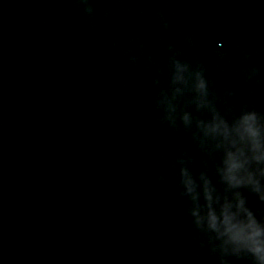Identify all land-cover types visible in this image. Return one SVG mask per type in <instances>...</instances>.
Instances as JSON below:
<instances>
[{"label":"water","instance_id":"water-1","mask_svg":"<svg viewBox=\"0 0 264 264\" xmlns=\"http://www.w3.org/2000/svg\"><path fill=\"white\" fill-rule=\"evenodd\" d=\"M247 113L264 0H0V264H262L207 222L264 226Z\"/></svg>","mask_w":264,"mask_h":264},{"label":"clouds","instance_id":"clouds-1","mask_svg":"<svg viewBox=\"0 0 264 264\" xmlns=\"http://www.w3.org/2000/svg\"><path fill=\"white\" fill-rule=\"evenodd\" d=\"M200 88L204 87V82L201 80L198 84ZM238 132L241 139L247 137L252 150L257 155L255 159H264V148L260 143V132L256 124V117L254 113L244 114L239 120ZM234 143V142H233ZM243 151L237 149L236 152L228 151L224 160L225 167L223 169L224 178L231 185H238L242 182V178L237 175V172L243 168L245 160L243 157ZM251 178L249 174V179ZM188 191H193L191 187V181H188ZM205 198L210 200L211 196L208 188L205 187ZM242 201L237 203V207L242 206ZM231 205L225 203L222 206L220 217L209 207L207 213V222L213 229L220 230L222 228V235H226L230 241L236 244L245 245L250 248L251 251L257 254L259 260L264 264V240L261 237L264 236V226H261L252 216L250 212H247L246 220H239L235 214L230 211Z\"/></svg>","mask_w":264,"mask_h":264}]
</instances>
